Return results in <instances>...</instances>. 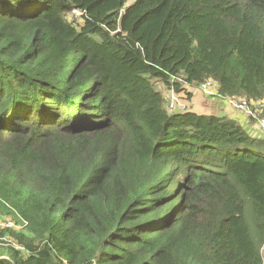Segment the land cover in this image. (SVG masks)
<instances>
[{
    "label": "trees",
    "instance_id": "trees-1",
    "mask_svg": "<svg viewBox=\"0 0 264 264\" xmlns=\"http://www.w3.org/2000/svg\"><path fill=\"white\" fill-rule=\"evenodd\" d=\"M207 80L264 119V0H0V264H264V138L155 88Z\"/></svg>",
    "mask_w": 264,
    "mask_h": 264
},
{
    "label": "rangeland",
    "instance_id": "rangeland-1",
    "mask_svg": "<svg viewBox=\"0 0 264 264\" xmlns=\"http://www.w3.org/2000/svg\"><path fill=\"white\" fill-rule=\"evenodd\" d=\"M155 88H157L159 91H161L163 93V95L165 97H167L168 95H170L171 92H167L163 86L159 83L155 84ZM175 97L178 100V103H180V105L182 107H184V110H190V111H194L198 114H204V115H211V114H216V115H223L222 112V108L225 109L226 107L229 108L230 113L233 114H237L239 115V119H234L236 122H240L241 126L249 131V133L251 132V134L254 135H258L260 138H264V133L260 130L259 125H258V120L260 119L258 114H255L254 111L257 110L258 108V104L256 103H251L249 105V109L252 112V115L250 116H246L243 115L241 113H238L234 108H232L227 101L219 96H215V97H206L204 96L198 87H186V92L184 93H180V94H175ZM197 98V100H196ZM204 101L207 105L206 106H199L200 105V101ZM209 102H214L215 104L219 103L220 106H222V108H216L213 109V106L210 105ZM226 110V109H225ZM231 115V114H229ZM223 117H228V115H224ZM229 119H231L230 117H228ZM239 123V124H240ZM263 253V257H264V251Z\"/></svg>",
    "mask_w": 264,
    "mask_h": 264
},
{
    "label": "built area",
    "instance_id": "built-area-1",
    "mask_svg": "<svg viewBox=\"0 0 264 264\" xmlns=\"http://www.w3.org/2000/svg\"><path fill=\"white\" fill-rule=\"evenodd\" d=\"M200 92L206 97H215L218 96L217 94V84L212 80H207L202 83L199 87ZM227 103L234 108L238 113H241L246 116L252 115V112L249 109V103L245 99H232V98H224ZM166 108L169 113L175 112H183L184 107L178 103L177 98L175 97V93L171 92L170 95L166 97ZM258 125L260 130L264 133V119L258 120ZM16 225L11 220H5L0 217V229L5 228H15ZM264 251V246L261 248V252Z\"/></svg>",
    "mask_w": 264,
    "mask_h": 264
},
{
    "label": "crops",
    "instance_id": "crops-1",
    "mask_svg": "<svg viewBox=\"0 0 264 264\" xmlns=\"http://www.w3.org/2000/svg\"><path fill=\"white\" fill-rule=\"evenodd\" d=\"M196 100H197V98H196ZM210 103V105L211 106H213V109H216V108H222V106H220V104L219 103H217V104H215L214 102H209ZM207 104L204 102V101H200V105L199 106H201V107H203V106H206ZM226 109V110H225ZM225 109H221L222 110V112H223V115H216V114H211V115H216V116H224V115H228V117H230L231 119H239L240 117H239V115H237L236 113L235 114H233V113H230V111H229V108H225ZM229 114H231V115H229ZM227 117V118H228ZM240 123V122H239ZM241 124V123H240ZM247 131V130H246ZM248 133H249V131H247ZM251 136H254V137H259L258 135H254V134H251V132L249 133Z\"/></svg>",
    "mask_w": 264,
    "mask_h": 264
}]
</instances>
